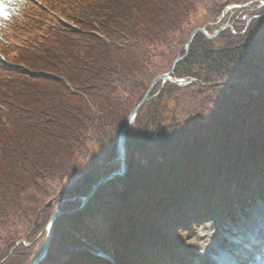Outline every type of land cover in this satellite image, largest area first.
Listing matches in <instances>:
<instances>
[{"label": "trees", "instance_id": "trees-1", "mask_svg": "<svg viewBox=\"0 0 264 264\" xmlns=\"http://www.w3.org/2000/svg\"><path fill=\"white\" fill-rule=\"evenodd\" d=\"M37 1L0 26V264L32 262L55 211L120 170L173 66L126 176L56 218L40 264H188L200 224L264 200V0Z\"/></svg>", "mask_w": 264, "mask_h": 264}, {"label": "rangeland", "instance_id": "rangeland-1", "mask_svg": "<svg viewBox=\"0 0 264 264\" xmlns=\"http://www.w3.org/2000/svg\"><path fill=\"white\" fill-rule=\"evenodd\" d=\"M31 1L36 2L37 0ZM25 2L26 0H0L2 10L7 13L6 17L0 16V26L5 27L15 13L22 9ZM234 212L237 214L234 216L235 221L224 220L219 215H215L212 218L213 222L202 223L197 227L191 244L194 254L188 264H219L220 260L232 261V259L237 258L235 255L240 250L246 251L243 246L258 241V239H254L251 242L243 243L244 245H239L240 243L237 242H241V238L254 237L255 235L263 236V232L257 231V228L264 226V201L259 196L255 195L251 199V209L247 216L240 215L237 209ZM259 249L262 251L261 246ZM238 259L246 258L238 257ZM247 260L249 261V259ZM258 260L264 264L263 257Z\"/></svg>", "mask_w": 264, "mask_h": 264}, {"label": "water", "instance_id": "water-1", "mask_svg": "<svg viewBox=\"0 0 264 264\" xmlns=\"http://www.w3.org/2000/svg\"><path fill=\"white\" fill-rule=\"evenodd\" d=\"M264 5V2L263 4ZM232 27L231 23H225L223 24L218 30H216L214 33H208L205 28H198L197 30H195L191 37L189 38L188 42H187V51L184 55L179 56L176 58L174 65L177 64L178 62L182 61L184 58H186L187 54H188V50L191 46L192 43V39L194 37V35L197 32H201L203 33L207 38L213 39L216 38L221 31H223L225 28H229ZM173 68L174 66L169 70V72L162 74L161 76L157 77L153 84L151 85V87L148 89V91L146 92L145 96L143 97V99L137 104V106L135 107V109L131 112V114L129 115L126 124L124 125V127L122 128L119 137H118V141L116 144V154L118 157V160L121 163V169L120 171H115L110 173L109 175L103 177L98 183H96L91 189L90 191L84 196L83 198V203L82 205L77 208V209H73V210H69V211H65V210H57L55 211V213L50 217V220L48 222V237L46 239L45 245L42 249V251L40 252V254L30 263L28 264H40L48 255L49 249H50V244H51V240H52V236H53V232H54V222L56 220V218L58 216H61L63 214H67V213H73L76 212L78 210H81L83 208H85L90 199L92 198V196L94 195V193L103 185H105L109 180L117 178V177H125L128 171V164H127V158H126V151H125V136H126V131L129 128L130 124L132 123V121L134 120V118L136 117V115L138 114L139 110L143 107V105L146 103V101L149 98L150 93L152 92V89L155 85V83L160 79V78H164V79H170L172 81L178 82V83H182L184 81V79H173L172 78V73H173ZM51 205V201L47 204V206Z\"/></svg>", "mask_w": 264, "mask_h": 264}, {"label": "bare ground", "instance_id": "bare-ground-1", "mask_svg": "<svg viewBox=\"0 0 264 264\" xmlns=\"http://www.w3.org/2000/svg\"><path fill=\"white\" fill-rule=\"evenodd\" d=\"M249 241H251V237L250 236H247L246 238H241V242L239 241V242H237V243H240L239 245H243V243H247V242H249ZM254 255H256L255 253H254ZM256 258V257H255ZM217 262V261H216Z\"/></svg>", "mask_w": 264, "mask_h": 264}, {"label": "snow or ice", "instance_id": "snow-or-ice-1", "mask_svg": "<svg viewBox=\"0 0 264 264\" xmlns=\"http://www.w3.org/2000/svg\"><path fill=\"white\" fill-rule=\"evenodd\" d=\"M0 16H4V17L7 16L6 11L2 10V6H0Z\"/></svg>", "mask_w": 264, "mask_h": 264}]
</instances>
